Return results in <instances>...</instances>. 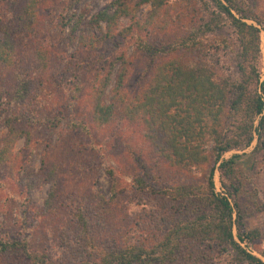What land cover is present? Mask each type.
<instances>
[{
	"label": "trees",
	"instance_id": "16d2710c",
	"mask_svg": "<svg viewBox=\"0 0 264 264\" xmlns=\"http://www.w3.org/2000/svg\"><path fill=\"white\" fill-rule=\"evenodd\" d=\"M142 1L151 2L147 27L154 22L165 26L168 20L163 18L161 1ZM47 2L25 0L12 18L0 19V71L11 69L15 56L26 48L34 56V72L38 79L41 76L39 83L45 84L43 77L51 53L32 37L42 18V6ZM200 8L217 11L209 15L208 21L201 18L202 24L198 25ZM132 15L128 0H114L92 18L96 26L105 22L108 34L88 46L97 48L101 41L110 42L115 21ZM188 15L193 21L188 20V35L181 37L178 45L185 56L160 57V60L156 56L145 84L131 91L127 89L129 61L125 56L120 54L103 61L108 67L99 70L82 98L88 122L75 121L72 125L88 133L92 130L103 133L117 122L134 130V134L139 133L170 171L189 178L160 190L152 187L156 182L154 176L147 182L140 177L133 179L138 191L147 190L160 200L157 215L162 213V218L147 222L137 217L132 220L115 191L113 171L108 170L106 173L112 180L110 196L97 189L71 214L68 230H74L75 238L65 245L70 263H57L44 254L29 252L24 244L12 240H0V254L21 255L31 264H224L213 259L218 255L230 257L225 264H264L260 257L241 246L262 238L258 229H248L245 224L246 219L262 211L258 192L246 182V175L240 169L237 160L241 155L223 157L231 151L248 149L255 135L257 144L251 155L264 151V80L259 71L261 30L244 21L259 20L238 0H188ZM224 25L232 28L235 43L222 37L209 39V34ZM139 28L141 32L148 30ZM142 42L137 46L146 54L155 55V49ZM226 51L234 58L232 70L220 65L217 57ZM27 91L30 92V81L21 79L14 101L24 102ZM39 96L34 95L35 105ZM23 118L27 117L8 110L0 115L6 128L0 137V171L10 175L17 168L15 144L20 139L27 144L31 137L27 130L17 126ZM59 166L51 163L46 172L51 185L45 206L51 214L60 206L56 204V190H61L66 176ZM217 170L222 192H217L215 187ZM234 227L237 236L233 234ZM260 255L264 258V248Z\"/></svg>",
	"mask_w": 264,
	"mask_h": 264
},
{
	"label": "rangeland",
	"instance_id": "374dc122",
	"mask_svg": "<svg viewBox=\"0 0 264 264\" xmlns=\"http://www.w3.org/2000/svg\"><path fill=\"white\" fill-rule=\"evenodd\" d=\"M24 1L0 0V19L7 21L12 18ZM47 1L42 6V18L32 37L41 41L51 53L48 70L43 77L45 84L39 83L41 76L38 79L39 76L34 72V56L26 48L15 56L11 69L3 71L1 68L0 71V115L8 110L9 113L27 117L20 119L17 126L23 127L31 135L27 144L24 139H20L13 148L17 159L15 174L0 171V240L19 241L29 252L44 254L57 263H70L65 245L72 243L75 238L74 230H68L72 221L71 214L78 204L88 201L97 189L104 196H110L112 180L106 171H113L117 183L115 191L125 203L124 211L132 216V220L137 217L145 222L148 219L162 218V213L157 215L160 200L147 190L138 191L134 178L140 177L147 182L154 176L156 182L152 183V187L158 190L188 181L189 178L184 175L170 171L150 151L140 134L133 133L134 130H128L115 122L103 133L95 130L88 133L77 130L72 125L75 121L88 122L82 98L92 85L94 77L100 73L99 70L108 67L103 61L124 55L129 61L127 89L136 90L145 84L156 56L159 60L162 59L160 57H176L180 54L185 56V52L178 46L179 40L188 35V20L191 22L193 18L190 19L188 15V0H159L163 18L168 21L165 26L154 22L148 28L145 23L151 10V2L128 0L133 15L119 17L111 26V41L100 40L99 46L92 48L88 46L90 42L108 34L107 24L102 22L96 26L92 18L114 0ZM238 2L259 20L244 21L261 30L259 71L261 80H264V55L261 50L262 40L264 41V0ZM201 11L198 25L202 24L201 18L208 21L209 15L217 10L210 8L207 12L204 9ZM232 12L239 17L235 11ZM154 26L156 29H151ZM139 27H146L148 30L141 32ZM208 37L212 40L222 37L221 39L225 38L232 43L236 42L229 25H224ZM139 41L155 49V55L143 52L137 46ZM217 57L220 65L233 69L234 58L231 53L226 51L224 54L219 53ZM21 79L30 81V92L27 91L26 100L19 103L14 99ZM109 89L106 92L107 100L110 96ZM38 94L39 101L35 105L34 95ZM262 97L264 100V94ZM5 133L6 128L0 121V137ZM256 144L253 143L244 151H231L223 157L226 159L234 154L241 155L237 160L240 169L246 175V182L258 192L262 211L246 219L245 224L248 229H258L262 238L249 246L244 243L241 246L259 257L264 248V151L251 155ZM51 163L60 165V169L66 173L61 190H56V204L60 206L54 214L48 213L45 206L51 185L46 172ZM200 174L196 176L200 177ZM221 181L217 170L214 174L217 192L223 191ZM233 234L237 236L236 227L233 228ZM128 236L127 240L133 243ZM228 257L218 255L213 259L225 264L230 259ZM0 264L31 263L21 255L0 254Z\"/></svg>",
	"mask_w": 264,
	"mask_h": 264
},
{
	"label": "bare ground",
	"instance_id": "6f19581e",
	"mask_svg": "<svg viewBox=\"0 0 264 264\" xmlns=\"http://www.w3.org/2000/svg\"><path fill=\"white\" fill-rule=\"evenodd\" d=\"M261 50H262V54L264 55V41L263 40L261 43ZM263 70H264V58H263Z\"/></svg>",
	"mask_w": 264,
	"mask_h": 264
},
{
	"label": "water",
	"instance_id": "95a60500",
	"mask_svg": "<svg viewBox=\"0 0 264 264\" xmlns=\"http://www.w3.org/2000/svg\"><path fill=\"white\" fill-rule=\"evenodd\" d=\"M256 142L257 141H256V135H255V139H254L253 143L256 144ZM259 257L264 261V258H262L261 256H259Z\"/></svg>",
	"mask_w": 264,
	"mask_h": 264
}]
</instances>
